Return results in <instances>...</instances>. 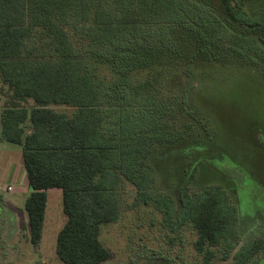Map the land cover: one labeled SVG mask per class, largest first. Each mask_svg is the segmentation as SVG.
<instances>
[{
  "label": "trees",
  "instance_id": "trees-1",
  "mask_svg": "<svg viewBox=\"0 0 264 264\" xmlns=\"http://www.w3.org/2000/svg\"><path fill=\"white\" fill-rule=\"evenodd\" d=\"M192 3L197 11L188 13ZM199 11L206 18L198 24ZM236 62L264 68V11L255 0H0V136L21 147L31 243L42 237L46 191L57 188L66 216L58 258L107 261L100 225L120 217L122 188H134L133 205L147 203L146 183L161 174L149 161L156 148L215 137L209 121L220 120L196 91L198 77ZM173 188L175 198L154 200L164 220L189 224L198 252L215 247L228 258L238 217L224 187L190 174ZM262 249L264 239L247 241L232 264Z\"/></svg>",
  "mask_w": 264,
  "mask_h": 264
},
{
  "label": "rangeland",
  "instance_id": "rangeland-1",
  "mask_svg": "<svg viewBox=\"0 0 264 264\" xmlns=\"http://www.w3.org/2000/svg\"><path fill=\"white\" fill-rule=\"evenodd\" d=\"M195 4H185L188 13L197 11ZM255 6L264 11V0H255ZM199 13L198 24L206 18L204 12ZM219 42L229 45L226 38ZM197 83L196 91L205 95V108L220 120L218 124L215 119L209 121L211 132L217 134L211 141L184 138L153 151L149 161L162 175L153 172L146 183L149 198L145 204L133 205L135 190L124 185L120 217L100 225V241L111 253L102 264H232V255L241 245L264 239V68L236 62L200 75ZM6 88L0 80V111ZM19 165L21 147L0 136V235H10L11 227L18 233L4 240L0 236V264H64L55 252L57 232L66 220L61 192L47 191L42 237L35 247L29 238L24 210L27 196L21 189ZM16 174L18 179L13 178ZM190 174L202 184L223 186L237 208L238 241L226 259L215 247L198 252L193 228L189 224L176 226V217L167 223L155 205L161 193L175 198L173 186H180ZM248 264H264V249Z\"/></svg>",
  "mask_w": 264,
  "mask_h": 264
},
{
  "label": "crops",
  "instance_id": "crops-1",
  "mask_svg": "<svg viewBox=\"0 0 264 264\" xmlns=\"http://www.w3.org/2000/svg\"><path fill=\"white\" fill-rule=\"evenodd\" d=\"M19 170H20V172L22 171V177H23V179H22V184H21V189H22V192H24V193H26V196L29 194V192H30V188H29V186H28V182H27V178H26V173H25V170H24V168H23V166L22 165H19ZM17 172H18V170H17ZM20 172H18V173H20ZM13 178H15V179H18V177H17V174L16 175H14L13 176ZM21 179V178H20ZM52 189H57V188H51V189H48V190H52ZM47 190V191H48ZM57 190H60V189H57ZM46 191V192H47ZM61 192V191H60ZM16 217V216H15ZM9 231H11V233H10V235H8L7 234V236H2V235H0L2 238H3V240H4V238H7L8 239V237H11V236H13L14 238H15V236L18 234L17 232H12V227H11V229H9L8 230V232ZM7 232V233H8ZM6 242V241H5Z\"/></svg>",
  "mask_w": 264,
  "mask_h": 264
},
{
  "label": "built area",
  "instance_id": "built-area-1",
  "mask_svg": "<svg viewBox=\"0 0 264 264\" xmlns=\"http://www.w3.org/2000/svg\"><path fill=\"white\" fill-rule=\"evenodd\" d=\"M7 189H10V187H8Z\"/></svg>",
  "mask_w": 264,
  "mask_h": 264
}]
</instances>
